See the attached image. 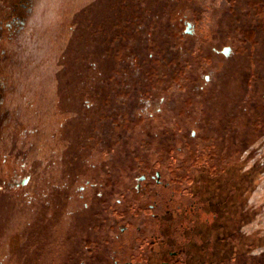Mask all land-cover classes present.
I'll use <instances>...</instances> for the list:
<instances>
[{"label":"rangeland","instance_id":"rangeland-1","mask_svg":"<svg viewBox=\"0 0 264 264\" xmlns=\"http://www.w3.org/2000/svg\"><path fill=\"white\" fill-rule=\"evenodd\" d=\"M4 2L8 11L18 0ZM230 4L229 0L168 3L169 9L178 10L185 23L191 24L188 30L195 37L194 47L201 49L205 61L191 63L187 69L189 91L174 85L159 100L144 101L130 118H117L125 119L127 127L115 125L111 130L110 124L102 128L96 119L83 118L81 105L95 83L91 75L101 55L111 57L105 40L108 30L113 32L117 26L118 0H33L26 26L2 50L0 264H34L36 258L47 264L52 226L62 232L69 211H81L89 200L81 201L76 190L110 163L117 169L134 163L154 164L165 181L174 183L176 174L185 179L181 186L172 184L178 191L188 189L203 166H211L215 176L236 166L243 174L239 195L245 209L243 220L250 215L260 217L262 199L255 198L249 214L247 192L264 182V169L258 171L264 162V137L258 126L263 118L254 112L264 109V79L250 88L245 85L242 70L249 62L237 60L235 40L240 35L235 17L226 10ZM71 16L77 22L74 33L66 29ZM185 23L180 26L184 32ZM110 46L117 48L116 41ZM224 47H229L228 56L222 54ZM261 57L264 72V50ZM91 60L95 66L90 65ZM249 96L256 104L247 106L242 114L243 101ZM78 164L93 166L82 170ZM247 167L257 169L258 174L252 172L247 180ZM137 169L134 166L133 173ZM70 172L72 196L65 190ZM234 176L235 171L229 175L227 170L226 179ZM122 178L118 177L119 186L127 185ZM25 179L23 186L14 185L15 180ZM191 200V196L184 197L186 203ZM138 221L130 220L133 226H141ZM228 235L230 240L236 239L234 231L229 230ZM240 264H264V259L260 262L255 253L246 252Z\"/></svg>","mask_w":264,"mask_h":264},{"label":"flooded vegetation","instance_id":"flooded-vegetation-1","mask_svg":"<svg viewBox=\"0 0 264 264\" xmlns=\"http://www.w3.org/2000/svg\"><path fill=\"white\" fill-rule=\"evenodd\" d=\"M4 1L0 3V75L2 50L24 29L25 17L33 10V0H18L8 11ZM188 24L185 23L186 27ZM0 82L1 102L2 76ZM113 119L108 120L111 130L115 126ZM100 124L103 128L106 122L101 120ZM113 164H105L103 170L94 174L95 179H86L76 190L81 201L89 200L84 202L81 211H69L62 232L52 226L47 264H221L233 262L232 252L235 254L237 249V257L244 259L243 234L234 231L236 239L230 240L228 232L232 229L222 217L223 212L231 210L232 203L228 199L222 200L221 195L225 191H235L225 185L229 180L225 174L228 170L230 175L236 166L223 169L221 176L214 174L218 189H211L203 181L205 172L211 169V166H203L190 181L188 189L178 191L172 184L181 186L185 179L176 174L174 183L165 181L154 164L134 163L123 169H117ZM78 165L82 170L93 166ZM134 166L138 168L135 173ZM67 176L65 190L72 196V172ZM119 176L127 185L119 186ZM23 181L15 180L14 185L23 186ZM89 187L90 193L86 194ZM185 196H191L192 200L184 202ZM201 197H208V200ZM240 208L244 214L243 204ZM131 219L139 220L141 226H133ZM43 261L36 258L34 264Z\"/></svg>","mask_w":264,"mask_h":264},{"label":"trees","instance_id":"trees-1","mask_svg":"<svg viewBox=\"0 0 264 264\" xmlns=\"http://www.w3.org/2000/svg\"><path fill=\"white\" fill-rule=\"evenodd\" d=\"M170 1L177 0H118L117 26L113 32L112 29L108 30L105 40L106 49L111 50V57L102 54L98 68L92 71L91 76L95 83L89 87L82 99L83 118H94L99 125L101 120L110 124L108 120L114 118V125L123 129L127 127L125 119L117 118H130V113L144 101L159 100L174 85L185 93L189 91L190 81L187 69L191 63L205 61V57L201 56V49H195V37L180 30V26L185 23V16L178 10L169 9ZM181 1L187 3L191 0ZM229 2L231 4L226 10L230 16L235 17L234 23L238 25L237 30L240 35L239 39L234 38L238 43L237 60L244 59L249 62L242 71L245 75V85L250 88V84H259L264 79L261 61L264 50V0L237 2L229 0ZM195 12L194 14L198 15V12ZM72 17L67 19L66 25L70 33H74L77 29V22ZM93 33L94 31H91V34ZM112 39L116 41V49H111ZM110 59L116 62L115 69L114 62L108 64ZM89 63L95 66L96 62L91 60ZM159 66L166 67L168 70L164 73L160 72ZM97 78L98 83L95 80ZM254 102L256 104L251 96L243 101L241 113ZM256 111L259 115L255 117L263 118L261 122L258 121V126H260V136L264 137V109H257L254 112ZM57 135V133L54 134V139ZM262 149L261 154L264 158V148ZM262 169H264V162L258 171L261 172ZM231 170L235 171V176L231 177L225 185L229 186L231 191H235L234 193L225 191L221 195L222 200L228 199L232 203L231 210L228 213L223 212L222 217L227 220L232 231H240L243 234L245 252L255 253L262 262L264 259V182L259 189L247 192L249 197L247 206L252 205L256 201L255 198L262 199L259 207L260 217L252 218L250 215L245 222L240 208L242 203L239 202L243 174L236 168ZM258 171L247 167L245 178L247 180L252 178V172L258 174ZM203 181L211 189H218L219 183L215 181L212 169L205 172ZM252 206L247 207L249 212ZM249 214H252V211ZM238 252V249L235 254L232 252V260L236 264L244 261L237 257Z\"/></svg>","mask_w":264,"mask_h":264},{"label":"water","instance_id":"water-1","mask_svg":"<svg viewBox=\"0 0 264 264\" xmlns=\"http://www.w3.org/2000/svg\"><path fill=\"white\" fill-rule=\"evenodd\" d=\"M189 27H190V24L187 25V28H186V30H185V33H186V34H191V32L188 30ZM228 53H229V47H224L223 50H222V54H223L224 56H228ZM206 80H207V78H206ZM25 181H27V179H25V180L23 181L22 185L25 184ZM17 186H18V184H17Z\"/></svg>","mask_w":264,"mask_h":264}]
</instances>
